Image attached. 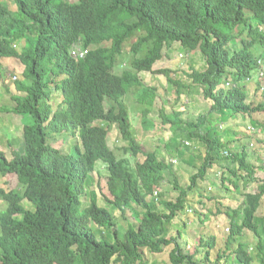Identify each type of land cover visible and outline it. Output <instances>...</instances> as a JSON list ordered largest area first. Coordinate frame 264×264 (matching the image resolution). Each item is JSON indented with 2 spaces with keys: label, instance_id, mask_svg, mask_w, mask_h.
I'll use <instances>...</instances> for the list:
<instances>
[{
  "label": "trees",
  "instance_id": "trees-1",
  "mask_svg": "<svg viewBox=\"0 0 264 264\" xmlns=\"http://www.w3.org/2000/svg\"><path fill=\"white\" fill-rule=\"evenodd\" d=\"M7 1L16 8L11 11L0 4V59H19L29 83L16 82V90L24 95L13 96L15 105L2 109L28 115L33 123L23 127V147L11 150V160L0 151V178L13 176L23 189L20 193L0 187V200L6 203L0 212V264H112L114 260L143 264L144 252L158 254L168 246H173L172 264H228L229 259L231 264H253L250 247L241 241L245 231L257 239L256 258L264 264V216H257L264 204V179L256 178L262 166L255 165L247 147L209 138L205 134L208 127L201 133L205 116L188 124L176 111H160L163 125L178 127L183 138L198 140L205 148L202 159L197 158L200 163L190 178L191 185L179 189L175 202H165L168 214H161L147 198L157 196L171 165L156 152L143 150L122 101L130 88L141 85L138 74L153 70L162 49L178 43L186 53L199 49L205 59L206 68L192 69L188 78L202 98L211 101L208 115L212 119L214 115L264 113V0ZM131 38H135L130 46L134 56L144 46L148 49L142 58L132 61L134 72L115 74L116 59ZM255 47L260 49L258 56ZM77 48L86 52L83 57L72 55ZM169 72L156 74L165 75L178 89L188 88L172 80ZM252 79L258 82L260 93L253 103L247 101V84ZM52 91L58 93L55 111L49 103ZM107 100L113 103L108 109ZM98 122L117 125L127 144L121 150L135 159L133 167L108 147V130ZM51 132H64L77 140L70 154L51 145ZM181 145L183 153H191V148ZM98 161L108 173L110 198L105 197L106 204L119 211L122 219L125 210H130L138 220L124 234L118 232L114 216L99 205L96 195L81 208L88 178ZM229 163L237 168L230 169ZM215 164L225 166L233 177L221 179L241 198L236 209L223 206L226 197L216 204L218 200L207 190L201 194L198 188ZM248 184L257 186L255 193L246 192ZM223 188L231 192L225 184ZM196 192L200 207H207L203 200L215 203L214 216L228 219V235L220 241L209 236L201 261H195L194 253L182 254L176 238L165 237L166 225L184 210L189 194ZM23 201L31 208L23 207ZM189 209L191 206L187 209L191 212ZM208 212L212 215V210ZM207 218L203 215V220ZM92 225L101 230L100 237ZM103 230L113 237L112 242L105 239ZM233 245L236 248L231 249ZM212 249L216 250L213 263Z\"/></svg>",
  "mask_w": 264,
  "mask_h": 264
},
{
  "label": "rangeland",
  "instance_id": "rangeland-1",
  "mask_svg": "<svg viewBox=\"0 0 264 264\" xmlns=\"http://www.w3.org/2000/svg\"><path fill=\"white\" fill-rule=\"evenodd\" d=\"M70 3H78L79 0H65ZM6 4V6L14 11L16 6L14 3H10L7 0H0V4ZM264 29V28H263ZM135 41V38L129 39L122 49V54L117 57L116 65L113 69V73L121 74L124 71L134 72L131 68L132 61L134 59L142 58L147 49L146 47L138 55H133L130 52V46ZM239 40H237V43ZM109 45V44H106ZM19 49V46L16 47ZM93 48V47H92ZM73 56L82 57L83 52L80 49L72 51ZM254 53L259 55L260 49L255 47ZM2 75L0 76V151L5 153L7 160L12 159L11 150H21L23 147V127L25 125H31L33 123L32 118L28 115L18 116L11 112L2 109L6 106L8 109L15 105L13 96L24 95L16 90V82H23L25 85L29 83L24 76V66L16 58H3L0 59ZM206 68V62L199 49L194 52L186 53L183 51L178 43L172 44L170 48H163L161 51V59L154 63L152 71L142 72L138 74L141 80L140 86L130 88L124 97L122 98L125 109L130 116L131 130L135 135L137 142L142 146L145 152H156L159 159L164 160L170 164L171 169L167 170L164 176V180L159 185L157 196L154 194L147 198V201L154 202L157 212L161 214H168V210L165 208V202H175L180 194L179 189H185L191 185L190 178L198 169L199 160L197 159L205 153L203 144L198 140L189 141L182 136V130L178 127L169 125H163L160 118V111L165 114H171L176 111L181 114V119L188 124L196 123L199 116H205L204 124L200 129L201 133H204V127H208L209 138L216 139L218 142H230V146L245 145L248 149L250 157L254 159L255 165L262 166L258 170L257 179H264V113L259 112L252 116L248 115H230L227 114L223 118L214 115H208L209 108L211 106L210 100H204L200 94L198 88L192 85L188 74L191 70L202 71ZM160 70H169V76L173 80H177L181 86L186 88H177L174 83H169L165 75L156 74ZM259 88L256 79H252L247 84L248 102L253 103L258 99L260 93L257 92ZM178 91L180 94H178ZM261 91V90H260ZM154 95V98L152 96ZM58 93L52 91V97L49 103L52 104V110H57ZM106 109L109 106H113V103L109 100L106 101ZM146 116H143L144 113ZM210 118V119H207ZM105 127L108 130L107 145L114 151L118 159H127L129 165L133 167L135 165V159L131 158L128 154L122 152V148L127 146L126 142L121 138L119 130L116 124H107L106 122L96 123ZM253 128V131L249 128ZM189 131V127L184 129V132ZM255 138V141L253 140ZM77 143V140H73L66 133L51 132V145L60 149L63 154H70L73 145ZM188 142L189 145L185 143ZM191 148V153H183L182 145ZM142 161V160H141ZM196 162V163H195ZM252 162V161H250ZM173 163V164H171ZM221 164H215L207 175V180H202L198 183V188L203 194L207 190L208 194L218 201L224 200L226 196L233 197L235 201L230 205L229 202L223 201V206L236 208L241 200L238 195L233 193V186L229 183H222V177L233 179L232 175L225 170ZM230 169L237 168V165L228 164ZM259 166V167H260ZM107 170L106 166L98 161L95 165L94 171L90 174L86 186V193L81 198V208H85V205L89 203V197L96 195L100 206L107 208L114 216L116 221V229L120 234H124L129 224H136L138 220L130 210H125V220L122 219L119 211L110 207L105 202V197H109L107 191ZM176 180V183H174ZM229 187L231 192H225L223 185ZM177 185V186H176ZM243 185V184H242ZM176 186V187H175ZM244 186V185H243ZM0 187L4 189H15L22 192V188L17 183L13 176L7 175L0 178ZM245 187V186H244ZM247 190L252 191V186L248 184ZM199 193H191L188 196L189 203H186L183 211L178 212L173 221L166 225L167 232L165 237L176 238L177 243L180 246L182 254H195V261H201L204 257L206 248L204 241L209 236H214L216 241L222 240L225 235H228L227 224L219 225V217L214 216V204L209 203L206 200L207 207H200L198 202ZM204 199V198H203ZM231 200V199H230ZM23 207L30 209L31 205L27 201L22 202ZM191 206V212H188V207ZM6 209V203L0 200V212ZM212 210V215L208 212ZM198 212L201 217L195 213ZM264 214V204L259 209L257 216L261 217ZM203 215H207L208 218L203 220ZM218 220V222H217ZM93 232L100 237L101 230L92 225ZM105 239L112 242L113 237L103 230ZM179 235V236H178ZM221 238V239H220ZM224 241V239H223ZM242 242L247 244L250 249L249 253L254 258L253 264H259L256 258V244L257 239L250 233L245 231ZM219 248L222 244H218ZM236 248V245L230 247ZM173 246H168L163 249L161 253L154 254L149 251L144 252L143 264H172L170 261V253ZM211 263L214 262L216 250H210ZM112 264H119L115 260ZM209 264V263H207ZM219 264H225L221 261ZM228 264H231V259L228 260Z\"/></svg>",
  "mask_w": 264,
  "mask_h": 264
},
{
  "label": "crops",
  "instance_id": "crops-1",
  "mask_svg": "<svg viewBox=\"0 0 264 264\" xmlns=\"http://www.w3.org/2000/svg\"><path fill=\"white\" fill-rule=\"evenodd\" d=\"M257 174H258V171H257V173H256V177H257ZM251 186L253 187L252 188V191H249V190H247V187H246V192H249V193H255L256 192V189H257V186H255V185H253V184H251ZM231 199V200H230ZM226 202H229L230 203V205L233 203V201H235V199L233 198V197H230V196H226V200H225ZM231 208H233V207H231ZM233 209H236V208H233ZM262 216H264V214L262 215ZM261 216V217H262ZM217 222H218V220H217ZM219 225L221 226V225H224V224H228V219L225 217V216H223V215H221L220 216V220H219Z\"/></svg>",
  "mask_w": 264,
  "mask_h": 264
},
{
  "label": "built area",
  "instance_id": "built-area-1",
  "mask_svg": "<svg viewBox=\"0 0 264 264\" xmlns=\"http://www.w3.org/2000/svg\"><path fill=\"white\" fill-rule=\"evenodd\" d=\"M249 130L253 131V128L250 127ZM185 144L189 145L187 142ZM154 195L156 196V193H154Z\"/></svg>",
  "mask_w": 264,
  "mask_h": 264
},
{
  "label": "clouds",
  "instance_id": "clouds-1",
  "mask_svg": "<svg viewBox=\"0 0 264 264\" xmlns=\"http://www.w3.org/2000/svg\"><path fill=\"white\" fill-rule=\"evenodd\" d=\"M86 52L85 51H83V55H82V57L84 56V54H85ZM81 58V57H80ZM10 59V58H9Z\"/></svg>",
  "mask_w": 264,
  "mask_h": 264
}]
</instances>
